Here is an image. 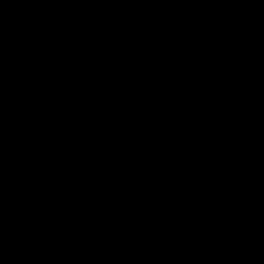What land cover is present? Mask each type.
Segmentation results:
<instances>
[{"label": "water", "instance_id": "95a60500", "mask_svg": "<svg viewBox=\"0 0 264 264\" xmlns=\"http://www.w3.org/2000/svg\"><path fill=\"white\" fill-rule=\"evenodd\" d=\"M0 0V264H264V0Z\"/></svg>", "mask_w": 264, "mask_h": 264}, {"label": "clouds", "instance_id": "9594fccd", "mask_svg": "<svg viewBox=\"0 0 264 264\" xmlns=\"http://www.w3.org/2000/svg\"><path fill=\"white\" fill-rule=\"evenodd\" d=\"M147 2L170 3V0H147ZM185 2H190V0H175L174 3H185Z\"/></svg>", "mask_w": 264, "mask_h": 264}]
</instances>
